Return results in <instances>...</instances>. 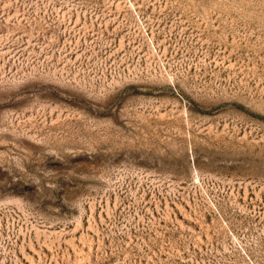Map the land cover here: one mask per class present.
<instances>
[{
    "label": "rangeland",
    "instance_id": "obj_1",
    "mask_svg": "<svg viewBox=\"0 0 264 264\" xmlns=\"http://www.w3.org/2000/svg\"><path fill=\"white\" fill-rule=\"evenodd\" d=\"M0 264H264V0H0Z\"/></svg>",
    "mask_w": 264,
    "mask_h": 264
}]
</instances>
